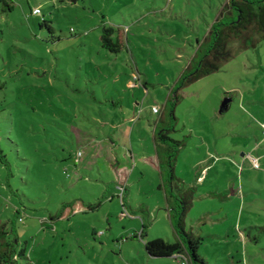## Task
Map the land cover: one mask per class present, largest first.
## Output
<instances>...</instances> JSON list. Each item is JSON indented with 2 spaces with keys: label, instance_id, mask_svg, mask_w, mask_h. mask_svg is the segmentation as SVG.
<instances>
[{
  "label": "rangeland",
  "instance_id": "1",
  "mask_svg": "<svg viewBox=\"0 0 264 264\" xmlns=\"http://www.w3.org/2000/svg\"><path fill=\"white\" fill-rule=\"evenodd\" d=\"M225 2L0 0V235L25 248L18 262L182 264L144 246L177 239L176 194L167 198L166 180L160 189L141 160L154 125H117L138 108L147 123L158 102L157 130L173 125L169 136L184 140L183 183L198 159L219 157L185 215L202 237L198 254L207 264H264V39L175 88ZM103 26L115 28L119 51L101 44ZM246 151L259 168L241 159Z\"/></svg>",
  "mask_w": 264,
  "mask_h": 264
},
{
  "label": "trees",
  "instance_id": "2",
  "mask_svg": "<svg viewBox=\"0 0 264 264\" xmlns=\"http://www.w3.org/2000/svg\"><path fill=\"white\" fill-rule=\"evenodd\" d=\"M114 32L115 28L112 26H103L100 39L104 47L116 52L121 49L123 43H121L118 36L112 37ZM263 39L264 0H226L213 22L208 26L207 32L195 50L194 56L188 61L184 71L175 82L176 90L217 71L235 56L237 50L254 47ZM134 81L141 83L137 75L134 76ZM174 97L177 98L176 92ZM171 116L174 117L173 109L171 110ZM172 126L156 129L154 142L159 156L163 180H166L170 188L169 193L166 192V196L168 198V196L176 194L175 205L171 204L173 201L170 202L166 199L169 205L171 204L170 211H174L173 228L177 234V239L166 241L157 237L146 240L144 246L148 254L152 256L178 255L183 257L182 261L185 264H207L198 254L202 237L185 228V215L192 204L195 186H182L181 183L183 182L175 174V160L180 147L184 144V140L173 139L169 136V130L173 128ZM0 238V264H22L18 262L17 257L19 255L26 256L25 248L21 247L18 250L13 239L6 240L2 234Z\"/></svg>",
  "mask_w": 264,
  "mask_h": 264
},
{
  "label": "crops",
  "instance_id": "3",
  "mask_svg": "<svg viewBox=\"0 0 264 264\" xmlns=\"http://www.w3.org/2000/svg\"><path fill=\"white\" fill-rule=\"evenodd\" d=\"M143 82V81H142ZM233 99V97L231 96V97H229V101H228V103H227V108H229L230 107V105H231V100ZM139 104V102H136V104ZM153 104H155V105H159V107H160V109H159V111L158 112H152L151 111V105H153ZM227 108L225 109V110H227ZM136 109H137V107H136ZM224 110H222V111H219L220 113L221 112H223ZM143 109H141V108H138V111L136 110V112L134 113V114H132V115H130V116H128V117H124L123 118V115H121V117L123 118V120L120 122V123H117V125L118 124H120V125H124V124H126V123H128V122H133V121H135V122H139L140 124H141V127H143V129H146L145 128V125L150 129L153 125H154V127H152L151 128V133H152V135H153V137H152V141H153V143H154V148L152 149V152L150 153V154H148V155H143L144 157L141 159V160H143V162H147V163H149L150 165V169L153 171V175L156 177V179H157V181L159 180V183H158V185L157 186H159V188L161 189V188H164V183H163V174H162V172H161V169H160V165H159V156H158V152H157V149H156V145H155V142H154V133H155V130L157 129V127H158V122H157V119L158 120H160L163 116H165V107H163V105H161L160 103H158V102H152L151 104H150V112H148L147 110H145V114L149 117L148 119H147V123H142L143 121H144V117H143ZM164 114V115H163ZM156 116V117H155ZM154 117H155V119H154ZM143 120V121H142ZM151 120H153L154 122H153V124L151 123ZM113 125V124H112ZM116 125V126H117ZM261 125L263 126V123H261ZM147 128V129H148ZM104 141H106V143H107V145H112L114 142V140L113 139H110V142L108 141V140H104ZM261 141V140H260ZM259 141V142H260ZM216 142V141H215ZM111 143V144H110ZM201 143H203V142H201ZM257 144V143H256ZM127 150V149H126ZM144 153H145V150H144ZM123 154L125 155V156H127L128 157V155H127V153H126V151H125V149H123ZM130 154H131V156L133 155V153H131V151H130ZM248 154H251V152L250 151H246V152H241V156H242V160H248L247 159V155ZM218 158L219 157H217V159H215V158H213V157H211V156H208V157H201V159H198V163H197V165H199V169L198 170H196V174H195V178H194V180H193V182L192 183H190V182H185V183H182V186H188V185H195L196 186V188H198V184H203L204 182H205V179L207 178V175H208V173H209V170L210 169H212V168H214V162H215V160H218ZM177 157H176V160H175V164H174V171H176V168H177ZM249 161V160H248ZM196 165V164H195ZM196 167V166H195ZM121 168H124V172H122L123 173V175L124 176H126V182L128 183L129 182V177H130V174H126L125 173V170H127L128 168L126 167V166H122ZM134 168H135V165H134ZM129 176V177H128ZM120 178H122V176H120ZM178 192V191H177ZM176 192V193H177ZM195 198V197H194ZM193 198V199H194Z\"/></svg>",
  "mask_w": 264,
  "mask_h": 264
},
{
  "label": "built area",
  "instance_id": "4",
  "mask_svg": "<svg viewBox=\"0 0 264 264\" xmlns=\"http://www.w3.org/2000/svg\"><path fill=\"white\" fill-rule=\"evenodd\" d=\"M33 13L39 14L40 13V7H34L33 8ZM160 109L159 105H151V111L152 112H158ZM247 159L249 160L250 164L252 165V167L254 168H259V157L254 155V154H248L247 155ZM182 264H185L184 261H182Z\"/></svg>",
  "mask_w": 264,
  "mask_h": 264
},
{
  "label": "water",
  "instance_id": "5",
  "mask_svg": "<svg viewBox=\"0 0 264 264\" xmlns=\"http://www.w3.org/2000/svg\"><path fill=\"white\" fill-rule=\"evenodd\" d=\"M228 101H229V98H225V99L222 101L219 111L225 110V109L227 108V103H228Z\"/></svg>",
  "mask_w": 264,
  "mask_h": 264
}]
</instances>
